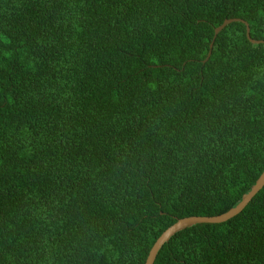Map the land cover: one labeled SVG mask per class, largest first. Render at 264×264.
<instances>
[{
    "label": "trees",
    "instance_id": "16d2710c",
    "mask_svg": "<svg viewBox=\"0 0 264 264\" xmlns=\"http://www.w3.org/2000/svg\"><path fill=\"white\" fill-rule=\"evenodd\" d=\"M264 0H0V264H146L264 173ZM155 264H264V188Z\"/></svg>",
    "mask_w": 264,
    "mask_h": 264
},
{
    "label": "water",
    "instance_id": "95a60500",
    "mask_svg": "<svg viewBox=\"0 0 264 264\" xmlns=\"http://www.w3.org/2000/svg\"><path fill=\"white\" fill-rule=\"evenodd\" d=\"M237 22L245 23L244 21L238 20V19L227 20L221 27H219L215 30V38L213 41V45L211 46V52L208 56L207 61L212 56V51H213L214 44H215L217 37L229 25H231L233 23H237ZM245 24L247 25V36H248V39L251 41V43H253L255 45H260V44L264 43L261 41L258 42V41L253 40L251 37V29L247 23H245ZM263 188H264V173L262 174L260 179L257 181L256 185L252 188V190L247 195H245L243 197L242 201L235 208L231 209L228 213H226L222 216L212 217V218H209V217H191V218L179 220L175 225H173L171 228H169L160 237V239L157 241L154 248L152 249L146 264H155L157 257H158V254L162 250L164 245L166 243H168L171 240V238L173 236H175L176 234H178L179 232H181L187 228L199 225V224H220V223H224V222H227L228 220L234 218L235 216L239 215L240 213H242L244 211V209L249 205V203L254 199V197Z\"/></svg>",
    "mask_w": 264,
    "mask_h": 264
},
{
    "label": "bare ground",
    "instance_id": "6f19581e",
    "mask_svg": "<svg viewBox=\"0 0 264 264\" xmlns=\"http://www.w3.org/2000/svg\"><path fill=\"white\" fill-rule=\"evenodd\" d=\"M229 212V211H228Z\"/></svg>",
    "mask_w": 264,
    "mask_h": 264
}]
</instances>
